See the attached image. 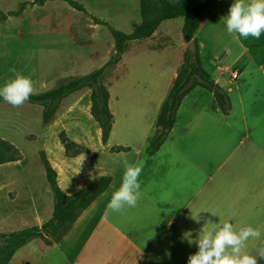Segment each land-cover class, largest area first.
Returning a JSON list of instances; mask_svg holds the SVG:
<instances>
[{
    "label": "crops",
    "instance_id": "1",
    "mask_svg": "<svg viewBox=\"0 0 264 264\" xmlns=\"http://www.w3.org/2000/svg\"><path fill=\"white\" fill-rule=\"evenodd\" d=\"M35 1L0 0V12H17L22 4ZM77 1L89 15L55 0L28 6L20 16L1 21L0 69L20 67L18 73L30 78L33 87L41 89L38 92H48L59 81L90 74L111 60L115 40L109 28L96 24L95 19L126 34H132L134 24L142 20L141 0ZM223 2L218 0L205 13L194 39L204 40L203 31L211 20L216 22ZM169 21L173 20L163 22L152 38L133 42L121 62L103 77L114 116L107 144L91 115V89L62 101L47 124L56 125L59 137L58 153L53 157L46 154L59 187L65 194L74 195L80 192L78 186L86 189L103 177L111 178V184L59 243L48 246L35 239L17 251L10 264H187L188 257L198 251L192 241L208 220L231 222L237 231L247 226L259 228L264 239V44L243 50V61L240 68L236 67L240 76L233 81V67L239 63L224 68L221 59L216 62L218 67L214 66L210 61L212 50L203 41V66L229 95L231 115H224L215 106L212 93L197 87L183 99L174 127L160 150L149 154L157 118L186 52L184 38L180 37L177 47L170 37L175 28L168 25ZM31 57L35 64L25 67ZM137 64H148L150 68L145 71L149 76L145 73L133 78L131 69ZM30 67L38 68L37 72L24 70ZM217 69L222 74L218 77ZM221 76L229 81L223 84ZM13 79L15 74L2 81L0 72V88ZM30 106L43 112L39 105ZM84 117L99 128L93 140L71 130L78 126L75 120ZM133 117L136 122L131 124ZM2 138L22 151L17 137ZM119 153L128 154L129 163L142 168L141 197L136 207L122 213L107 210L125 171ZM21 162L0 166L16 167ZM49 197V212L35 206L23 215L32 223L28 227L42 226L51 219L52 192ZM213 227L208 225L209 231ZM259 244L250 241L248 246H252H247L246 253L255 256L254 245Z\"/></svg>",
    "mask_w": 264,
    "mask_h": 264
},
{
    "label": "trees",
    "instance_id": "2",
    "mask_svg": "<svg viewBox=\"0 0 264 264\" xmlns=\"http://www.w3.org/2000/svg\"><path fill=\"white\" fill-rule=\"evenodd\" d=\"M48 1L55 0H36L33 3L22 4L17 12H11L7 15L0 13V21H6L12 16L18 17L28 6H43ZM61 1L67 2L75 10L89 15L85 7L77 0ZM217 1L180 0L173 3L168 0H141L142 20L134 24V32L132 34L118 31L109 23L95 19L96 24L105 25L109 28L115 40V52L111 60L97 71L62 81L56 88L48 92L32 94L25 103L41 106L43 108L42 120L47 125L51 123L57 114L64 99L83 89H91V115L99 124L103 143L107 144L113 129L114 116L109 105L110 93L108 87L102 82L103 77L107 71L113 70L121 62L123 55L133 42L152 38L160 25L165 21L182 18L184 20L182 29L184 41L189 44L194 40L195 52L188 50L185 53L183 65L157 118L147 152L154 154L160 150L174 127L177 112L183 99L197 87L212 93L215 106L224 115L230 116L232 111L231 99L225 90L212 79L209 72L203 66L200 49L197 41L194 39L201 24L204 22L205 13ZM1 102H5L2 97H0ZM63 141L66 142L65 137ZM0 144L8 151V153H0V165L21 160L16 153H13L15 152L13 144L7 141H2ZM44 155L42 161L54 197L53 215L42 226L27 227L12 233H0V264H10L17 251L35 239L44 240L48 246L59 243L82 213L111 184V178L103 177L88 188L83 189V191L74 195H67L59 187L57 174L45 153ZM258 264H264V259H259Z\"/></svg>",
    "mask_w": 264,
    "mask_h": 264
},
{
    "label": "rangeland",
    "instance_id": "3",
    "mask_svg": "<svg viewBox=\"0 0 264 264\" xmlns=\"http://www.w3.org/2000/svg\"><path fill=\"white\" fill-rule=\"evenodd\" d=\"M234 2L235 0H224L221 5V13H218L216 22L213 24V20H211L207 25V27L210 26V28L208 29L206 27L203 31L204 35L202 36L204 40L201 41L199 38L195 39L200 49V55L201 49L205 46L203 45V41L209 45L212 50L210 61L217 67L218 64L213 61L214 55H217L222 59V63L220 64L222 67L225 68L226 66H230L231 68L236 62H238L239 65H235L233 69L236 67L240 68L241 62L243 61H240V56L242 55L243 50L247 47H252L257 43L264 44V32L261 33L259 39L253 37L244 39L240 37L235 40L227 33L226 24L222 18L228 15L229 8ZM212 10L213 8L210 11ZM207 20H209V18ZM168 23V25L175 28L174 33L170 37L175 43V46L179 47L180 37L183 39V19L179 18L169 21ZM225 49H228V51ZM188 50V44L186 43V52ZM34 60L35 59L31 57L25 63V67L30 66L31 63L34 65ZM148 67L150 68L148 64L133 65L131 69L132 77L138 78L142 74H147L148 72H146L145 69L148 70ZM11 69L13 68L0 69L2 81L12 78L15 74L10 71ZM15 69L18 72L20 67H15ZM24 70L29 74H35L38 68L30 67L24 68ZM220 75L222 74L220 73V70L217 69L215 76L218 77ZM147 76H149V73ZM226 81H229L228 78L222 77L221 82L224 84ZM238 81H240V79ZM60 82L62 81H59L57 86ZM133 83L134 80H132L131 84L133 85ZM33 88V94L42 93L38 92V90L41 89H37L36 87ZM90 119L92 120V118ZM133 119L134 117L129 123H135L136 121ZM92 121L95 123L94 120ZM6 122H9L10 124L7 126ZM75 122L78 123V126L71 127V130H77V134L88 136V139L90 140L97 137L98 126H94V124L89 122V120H86L85 117L79 118L75 120ZM119 124H121V122L117 121V125ZM56 130L57 127L53 122L50 126L45 125L42 120V113H39L37 108L32 109L28 103L16 108L6 102L0 103V142L7 141L2 137L14 136L17 137L16 142L22 148L21 151V149L17 148L15 145L13 146L15 149V152L13 153H16V155L19 156L22 161L21 164L16 167L0 166V233H12L22 230L32 224L31 221L24 219L25 216L23 217V215H26L28 210L33 207L41 206L42 210L48 212L52 207L51 197H49V194L52 191L46 178L45 166L42 160L45 156L44 153L51 157L58 153L57 146L59 145V137L56 135ZM22 136L27 140L22 139ZM64 136L61 135L60 138L63 140ZM0 153H8L7 149L1 144ZM48 155L46 157L50 162ZM43 242L45 243L44 240ZM251 246L252 245H249L248 248ZM254 246L256 252V247L259 245ZM255 257L257 258V261L260 259L257 253L255 254Z\"/></svg>",
    "mask_w": 264,
    "mask_h": 264
},
{
    "label": "clouds",
    "instance_id": "4",
    "mask_svg": "<svg viewBox=\"0 0 264 264\" xmlns=\"http://www.w3.org/2000/svg\"><path fill=\"white\" fill-rule=\"evenodd\" d=\"M222 20L226 24L227 33L234 40L240 37L259 39L264 32V0H235L228 15ZM10 71L15 73V79L0 88V97L16 108L29 100L34 88L30 78L21 75L15 68ZM118 156L123 161L125 171L122 184L112 194L107 210L122 213L126 208L137 206L141 197L139 177L142 168L129 163L128 154L119 153ZM77 191H83V186H78ZM208 225H214L211 231ZM250 241L260 242L256 252L260 259H264V239L259 228L247 226L237 231L231 222L214 223L208 220L197 239L192 241L197 245L198 251L188 257L187 264H258L257 258L245 251Z\"/></svg>",
    "mask_w": 264,
    "mask_h": 264
},
{
    "label": "built area",
    "instance_id": "5",
    "mask_svg": "<svg viewBox=\"0 0 264 264\" xmlns=\"http://www.w3.org/2000/svg\"><path fill=\"white\" fill-rule=\"evenodd\" d=\"M213 61L218 63V62L221 61V58L219 56H217V55H214ZM239 76H240V71H239L238 68H235L233 73H232V75H231L232 80L236 81L239 78Z\"/></svg>",
    "mask_w": 264,
    "mask_h": 264
},
{
    "label": "water",
    "instance_id": "6",
    "mask_svg": "<svg viewBox=\"0 0 264 264\" xmlns=\"http://www.w3.org/2000/svg\"><path fill=\"white\" fill-rule=\"evenodd\" d=\"M188 49L191 52H195V41L194 40L191 43L188 44Z\"/></svg>",
    "mask_w": 264,
    "mask_h": 264
}]
</instances>
